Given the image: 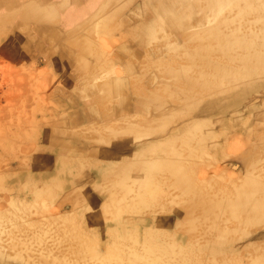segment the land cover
Here are the masks:
<instances>
[{
  "label": "rangeland",
  "instance_id": "obj_1",
  "mask_svg": "<svg viewBox=\"0 0 264 264\" xmlns=\"http://www.w3.org/2000/svg\"><path fill=\"white\" fill-rule=\"evenodd\" d=\"M187 1L198 4L132 0L153 26L148 44L132 50L145 58L141 90H153L139 141L155 144L107 192L103 227L78 212L74 191L50 185L59 162L43 141L48 69L7 61L13 51L0 47V254L25 264L61 254L80 264H264V0H216L193 10L194 21L210 22L173 26L190 13ZM182 179L223 198L228 241L196 214ZM247 184L258 190L241 198Z\"/></svg>",
  "mask_w": 264,
  "mask_h": 264
},
{
  "label": "crops",
  "instance_id": "obj_2",
  "mask_svg": "<svg viewBox=\"0 0 264 264\" xmlns=\"http://www.w3.org/2000/svg\"><path fill=\"white\" fill-rule=\"evenodd\" d=\"M147 14L132 0H0V47L13 51L5 60L41 62L53 81L43 141L59 167L50 185L74 191L91 226L103 227L107 192L155 144L139 141L153 90H141L145 58L132 50L151 39Z\"/></svg>",
  "mask_w": 264,
  "mask_h": 264
},
{
  "label": "bare ground",
  "instance_id": "obj_3",
  "mask_svg": "<svg viewBox=\"0 0 264 264\" xmlns=\"http://www.w3.org/2000/svg\"><path fill=\"white\" fill-rule=\"evenodd\" d=\"M187 2H189V1H187ZM196 2L198 3L197 5H192L191 3L190 4L188 3L186 9L190 13H185V14H183V17L180 16L177 19H175L174 22H173V24H174L173 26H177V27L188 26V25H191L192 22H196L197 23L200 20L210 22L209 16L207 18L206 17L205 18L200 17L199 19L196 18V20L194 21V17H192L193 16V10H194V8L199 9V8H202V7H204V8L205 7H210V8H212V7H219L218 6L219 4H225V2H227V0H225V2H224V0H220L219 1L220 3L218 5H217L216 0H211V1H208V2L207 1H204L203 3H200V0H198ZM227 5L228 4H225L226 7H227ZM170 6L172 7V9L175 10V2H172V4H170ZM243 8L246 9L247 6L246 5H243ZM248 9H249V12H251L252 11V6H249ZM219 10H220L219 14H221V10L222 9L219 8ZM226 14H229V13H226ZM218 25L217 24L216 25H211L210 27L216 28V27H218ZM195 60H197V59H195ZM200 61H202V60H199V62ZM180 183L184 187L183 189L185 191L187 190L189 202L193 206L200 208L198 210V213H196V214L199 215V216H203L204 218L206 217L207 219H210L208 225H212L213 226V229L216 227V231H215V234L217 235L216 237H218L220 240H224L225 239V241H228L229 238H230V236L228 234V230L225 227H223V223L221 221H219L220 219L218 218V216L221 217V215H224V213H222V211H224L223 208L226 209V207H227V206H224L223 208H221L222 207V204L224 202L223 201V198H221L220 195L218 197L212 196V194L209 193L208 188H206L202 184L193 183L189 187L188 186V180L187 179H182ZM262 185H264V183H260L258 186L259 187H262ZM245 189L246 190H242V192H239L238 193V194H240V197L241 198L244 197V195L242 193H244L246 191H250L253 188L249 184H247V187ZM253 190L256 191L258 189L257 188H254ZM216 191H217V189H216ZM215 192L213 194H215ZM221 202H222V204H220ZM224 205H225V203H224ZM226 211H228V210H226ZM229 211L230 212H233L234 210L230 209ZM247 213L250 214V211H247ZM209 216H210V218H209ZM197 226H198V224L196 223L195 225H189V228L190 229H194ZM47 254H48V252H47ZM50 255H52V254H50ZM51 257L54 258L55 261L48 260L47 258H49V257H47V258L44 259V256L42 255V257H41L42 261H40V263L41 264H80V261H76L77 263L76 262H73L72 263V260L70 259V257L67 256V255H64V254H61L59 256L52 255ZM227 261H228V258L227 257L226 258L224 257V258H221L219 260V263L220 264H226ZM0 264H25V262L23 260H21V261H19V260L18 261L17 260H13V259H10L9 257H6L4 254H0Z\"/></svg>",
  "mask_w": 264,
  "mask_h": 264
}]
</instances>
